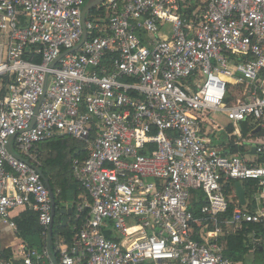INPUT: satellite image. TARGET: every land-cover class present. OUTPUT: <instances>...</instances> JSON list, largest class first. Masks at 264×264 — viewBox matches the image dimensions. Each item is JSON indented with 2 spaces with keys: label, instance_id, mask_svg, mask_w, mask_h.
<instances>
[{
  "label": "built area",
  "instance_id": "obj_1",
  "mask_svg": "<svg viewBox=\"0 0 264 264\" xmlns=\"http://www.w3.org/2000/svg\"><path fill=\"white\" fill-rule=\"evenodd\" d=\"M87 1L0 0V224L15 229L11 213L29 208L44 242L0 264H53L49 192L6 145L35 161L34 145L57 136L85 145L71 170L87 198L78 210L89 209L72 244H58L60 264H236L220 237L264 225V134L254 161L226 156L193 112L224 114L238 135L247 119L264 131V0H104L105 22L83 24ZM228 180L257 183L259 208L220 225ZM191 191L203 195L199 218Z\"/></svg>",
  "mask_w": 264,
  "mask_h": 264
},
{
  "label": "trees",
  "instance_id": "obj_2",
  "mask_svg": "<svg viewBox=\"0 0 264 264\" xmlns=\"http://www.w3.org/2000/svg\"><path fill=\"white\" fill-rule=\"evenodd\" d=\"M95 10V9H94ZM94 10H91L89 13H92ZM104 20L105 17H102ZM100 22V21H99ZM105 22V21H101ZM38 62V59H35ZM237 87L233 89L236 90ZM228 94V103L235 101V96ZM264 123V117L262 118ZM205 123L201 122V131H203V125ZM257 122L253 119H247L244 122L239 124L240 128V141H256L261 136H263L264 131H257ZM204 134V133H203ZM206 136V134H204ZM234 135H230V140L226 149H229L231 152L242 155L244 153L243 147H237L235 145ZM30 155L34 157L35 161H32L28 158L29 162L37 166L43 176L48 180L51 187L54 203H55V216L53 219V232H52V244L51 251L54 255L56 261L60 264V259L57 251L58 241H61L65 245H71L74 241L75 234L79 231L82 225L85 223L87 215L89 213L88 208H84L79 211L78 206L81 205V197L84 196V192L81 189L80 185L75 180L71 164L77 160H84L87 156V151L84 143L72 139L68 136H57L52 139L46 140L35 144L30 151ZM236 181L228 180L224 183L223 191L226 194L235 193L234 192V183ZM242 188L245 192V201L247 210L253 211L254 205L252 202L247 204V198H250L254 193L260 191L258 184L253 181H245L241 183ZM233 204H229L226 212L219 218L220 225H223L222 222L228 221L231 219L233 210L237 207H240L236 197L234 198ZM204 204L203 195L199 191H191L189 199V209L195 216L199 218L200 209ZM62 209H68L69 214H61ZM63 217L68 219V222L65 226H62L61 221ZM16 230V237L25 243L28 249H34L40 251L44 247V242L40 236L41 228L38 224L37 214L32 210L25 208L17 217L13 219ZM204 225V224H203ZM201 224H194V235L193 239L201 242L200 230L203 228ZM212 225L208 222L205 230H211ZM200 232V233H199ZM251 232H255L256 236H264V225L262 224H245L243 225L242 230L229 232L225 236V256L236 262L242 261L243 257L247 254V249L251 247L246 241V236ZM106 238L113 239V234L107 232ZM260 257L262 264H264V248L262 245L259 248L255 249L254 256ZM4 258L10 257V250H6L3 253ZM85 264V263H84Z\"/></svg>",
  "mask_w": 264,
  "mask_h": 264
},
{
  "label": "rangeland",
  "instance_id": "obj_3",
  "mask_svg": "<svg viewBox=\"0 0 264 264\" xmlns=\"http://www.w3.org/2000/svg\"><path fill=\"white\" fill-rule=\"evenodd\" d=\"M105 14V13H104ZM103 12H100L98 9H95L92 13H88L87 14V19H92L94 21H101L102 17H104ZM4 81L0 78V90H2V87L4 86ZM1 94V91H0ZM239 94L236 95V98H239ZM193 114L200 118L205 124L203 125V133L206 134V138L207 140L210 142H212V146L214 148H216L217 150L221 151V147H220V142L222 141L224 142L227 134L233 133V125L230 121L227 120L226 116L223 114H218V113H213V112H202V113H197V112H193ZM239 128V126H238ZM212 138H214V140H212ZM256 142H259V140H257ZM251 143H255L253 141H249V144ZM249 159H255L256 158V154L253 153V155H249L248 156ZM260 192V191H258ZM226 198L229 204H233L234 202V198H235V193H231V194H226ZM250 202L253 203L254 205V212H258V208L259 205L255 203L254 201V196H251L250 198H247V204H249ZM239 208H241L242 210H247V206H240ZM17 212L14 211L11 214H15ZM241 264H262V261L260 260V257H258L257 255L254 256L252 254H246L243 257V261Z\"/></svg>",
  "mask_w": 264,
  "mask_h": 264
},
{
  "label": "crops",
  "instance_id": "obj_4",
  "mask_svg": "<svg viewBox=\"0 0 264 264\" xmlns=\"http://www.w3.org/2000/svg\"><path fill=\"white\" fill-rule=\"evenodd\" d=\"M101 5V4H100ZM100 5H98L97 7H95L94 9H97L100 7ZM93 9V10H94ZM89 13V12H88ZM87 13V14H88ZM86 14V16H87ZM233 128V127H232ZM233 133H230V134H227V137L225 139L224 142L222 141H219L220 142V147H221V152L226 155V156H239L241 157L242 159H245L247 161H254L255 159H249V155H253V153H255V150L253 148V143L249 144V142H246V141H240L239 138H240V128H239V135L237 133H235V130L233 128ZM233 134L234 138L235 139V145L239 148V147H243L244 149V153L240 156L238 155L237 153H234V152H231L229 149H226L227 148V145L229 143V140H230V135ZM212 140H214V138H212ZM257 141V140H256ZM255 142V141H253ZM210 144H212V142L210 141ZM213 145V144H212ZM85 199L87 200V198L85 196H82L81 197V203L85 201ZM238 201V200H237ZM246 202V201H245ZM245 206H246V203H245ZM244 207V206H243ZM29 209V208H28ZM24 209L22 210H17V212L15 214H13V219L15 217H17L21 212H23ZM224 230H225V227H224ZM228 231L231 232V230H229V227H228V230H226V232ZM227 233V234H228ZM226 234V235H227ZM224 235L223 237H220V240L221 242L224 244L225 246V249H226V245H225V236ZM263 238V242H264V236H262ZM61 241H58V244L60 243ZM57 244V246H58ZM21 246H26L24 242L20 241L17 237H16V230L15 229H11L9 228L8 226L4 225V224H0V254L3 256V253L6 251V250H10V256L13 255V254H16L19 250V248ZM247 253L248 254H252L254 255V251L252 250V246L249 247L247 250ZM9 258V257H8ZM243 261V260H242ZM242 261H239V262H236V264H241ZM15 264H20L19 262H16ZM143 264H154L150 261H146L145 263ZM161 264H172V263H161Z\"/></svg>",
  "mask_w": 264,
  "mask_h": 264
},
{
  "label": "water",
  "instance_id": "obj_5",
  "mask_svg": "<svg viewBox=\"0 0 264 264\" xmlns=\"http://www.w3.org/2000/svg\"><path fill=\"white\" fill-rule=\"evenodd\" d=\"M104 0H89L87 1L86 5L84 6L83 10H82V22L83 24L85 23V20H86V14L88 12H90L91 10H93L95 7H97L98 5H100L101 3H103ZM86 39V30L84 29L83 30V36H82V39L80 41V43L77 45L76 48H74L73 50L69 51V52H74L76 51L85 41ZM60 59V58H59ZM58 59V60H59ZM56 63V62H55ZM54 63V64H55ZM54 64H52L51 66H53ZM259 129H257L258 131ZM12 140L13 138H10L7 142V151L9 154H11L13 157H15L16 159L24 162L25 164H27L29 167L33 168L36 173L41 177L43 183L45 184L48 192H49V196H50V200H51V206H52V212H51V216H52V223L50 224V226L48 227V232H47V241H46V248L49 252V256H50V259L52 261L53 264H59L54 255L52 254V251H51V244H52V232H53V219H54V216H55V203H54V196H53V193H52V190H51V187L49 185V182L48 180L43 176L41 170L34 166L33 164H31L30 162L28 161H25L24 159H22L19 155L15 154L11 148V143H12ZM234 192H235V197L236 199L238 200V203L240 206H245V192H244V189L242 188L241 184L239 182H235L234 183ZM61 214H69L70 211L68 209H62L60 211ZM68 222V219L66 217H63L62 221H61V224L62 226H65L66 223Z\"/></svg>",
  "mask_w": 264,
  "mask_h": 264
}]
</instances>
